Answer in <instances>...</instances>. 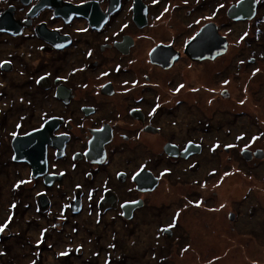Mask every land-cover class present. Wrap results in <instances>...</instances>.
<instances>
[{"label": "rangeland", "instance_id": "obj_1", "mask_svg": "<svg viewBox=\"0 0 264 264\" xmlns=\"http://www.w3.org/2000/svg\"><path fill=\"white\" fill-rule=\"evenodd\" d=\"M138 1L134 0L133 12L125 16L127 21L132 22L139 11L140 14L146 12L143 6L136 12ZM238 1L241 0H200L199 3L204 5L197 11H203L198 12L200 18L194 21V12L197 11L188 13L190 5L178 8L181 0H166V4L163 0L161 4L149 7L148 23L144 19V22L138 21L141 26L135 22L137 25L132 28L125 23H113L115 29L121 25V29L126 30L125 36L143 34L145 37L139 38L134 46L135 52L127 57L126 61L131 59L135 63L130 70H126L130 79L119 75L123 69L115 68L116 73L120 71L118 78L107 74L101 81L113 78L118 89L124 85L133 90L132 98L114 96L118 113L120 110L125 116L123 101L129 103L132 99L133 102L143 99L144 110L147 113L152 109L157 111V117L153 128L136 142L130 139L134 137L132 131L123 132L129 138H117L109 146V163L100 166L93 181L83 179V172L78 171L67 176L65 189L71 192L76 182H89L93 187L87 185L85 190L92 188L98 192L107 186L103 180L108 178L107 182L113 190L100 199L98 207L115 209V196L120 194L122 200L129 199L133 190L132 184H120L118 173L132 175L142 163L158 173L160 179L145 169L135 174L134 183L140 192L145 193L146 207L127 227L115 213L99 218L95 206H89L90 199L84 202L78 199L83 204L82 210L79 211L78 204V210L72 209L74 214L69 216L70 225L64 223L59 230L51 229L52 233H49L46 227L49 224L52 227L49 219L55 216L57 222L63 220L61 209L66 206L67 199L62 190H50L51 202L47 199L42 201L45 198L40 194L43 183L27 180L32 168L28 163L14 161L12 144L15 138L33 135L45 126L52 128L53 125V133L55 115L67 112L66 116H70L78 111L82 101L73 100L67 108L57 107L51 99V87L44 88L47 85L42 83V79L38 81L36 75L31 78V74L42 66L46 67L45 70L60 67L64 73L74 67L71 61H85L84 49L69 53L68 57L62 55L61 59L53 51H39L34 36L20 37L23 36L19 31L23 30L20 22L18 25L4 23L1 32L13 39L0 36V264H264V162L261 161V168L258 169L247 164L250 161L242 159L238 153H235L236 159L232 162L229 157L233 152H223L224 148L231 150L234 146H249V136L251 138L264 131V0H256L251 25L235 24L228 17V10ZM39 11L27 13V19L31 18L29 22L36 18ZM49 14L44 13L41 18L48 20ZM11 18L12 15L7 19ZM209 24L216 27L218 36L225 34L226 46L212 58L192 60L185 51L187 45ZM45 26L41 23L29 27L44 42L51 44L61 40L59 37L52 39L51 35L45 38ZM91 36L88 37L91 42L99 38L94 35L92 39ZM173 36L176 40L174 48L161 45L172 43ZM86 44H89L88 41H81V47ZM117 47L119 53L128 55L126 49ZM149 48L153 49L148 65L146 54ZM228 50L231 53L226 57ZM249 50L259 53L257 67L260 72L254 70V73L250 66L237 68L238 63L250 56ZM180 51L185 60L174 65ZM160 52L167 56L172 54L171 59L166 61L161 58ZM109 54H112L109 49L105 48L101 54L98 49L95 51L96 59H86V62H101L103 56ZM158 55L160 58L156 57ZM114 57L113 53L111 58H105L107 67L103 71L118 65L119 61L112 59ZM120 63L128 69L125 61ZM169 66L172 70L165 71ZM251 71L254 74L249 78ZM188 72L193 81L184 78ZM135 84L136 88L133 87ZM176 89L178 91L172 94ZM103 99V96L97 98L92 93L87 97L88 105L98 108L95 120L116 119L115 107ZM178 100L182 101L181 104ZM85 132L84 128L73 133L80 139L79 135L84 136ZM241 133L249 136L240 137ZM150 136L157 141L147 140ZM188 141L193 142L188 144ZM50 143L53 144V141ZM50 143L46 146V156ZM65 144L61 138L59 144L53 147L57 149L60 145L57 156H62L59 151L64 150ZM257 147L264 149V138ZM260 154L263 155V152L260 151ZM87 157L91 155L87 153ZM237 158L249 169H257L254 170L253 181L237 175V179L231 182L227 175H222L232 164L240 167ZM45 162L44 173L32 176L35 179L44 177V183L49 185L56 181L46 175V157ZM235 173L232 170L229 178ZM221 189L223 194H220ZM138 196L141 195L135 193L131 198ZM15 198L16 215L12 213ZM137 203L142 205L143 202L138 200L123 206ZM36 208L44 210L45 215L40 216ZM44 230L49 241L37 244ZM5 237L9 240L4 244L2 239ZM68 256L70 258L65 262Z\"/></svg>", "mask_w": 264, "mask_h": 264}, {"label": "flooded vegetation", "instance_id": "obj_2", "mask_svg": "<svg viewBox=\"0 0 264 264\" xmlns=\"http://www.w3.org/2000/svg\"><path fill=\"white\" fill-rule=\"evenodd\" d=\"M162 1L163 0H151V1L150 0H139L138 1L137 6H139V8L140 6H143L146 9V12L142 13V15L144 19H146L147 23L149 21V13H150L149 7H151V5H154V4L156 5L158 3L161 4ZM164 1L166 4V0ZM199 1L200 0H194V1L181 0V3L178 5V8H181V6L184 7V6L190 5L191 8L190 9L187 8V10L189 11L188 13H191L190 12L191 10L197 11L199 8H201L204 5L203 3H199ZM38 3L40 5L36 6ZM133 3H134V0H0V18L4 17L2 23L0 24L15 23L18 25V22L23 24V30L22 29L19 30L23 36H20V37H29V35L34 36L35 37L34 40H36L39 44L38 46V49H40L39 51L41 50H43L44 52L53 51L54 53L58 54L59 57L61 58L62 55L63 56L67 55L68 57L69 53L73 52L74 54L75 51H78L82 48L84 49L83 53L85 54V56L83 59L85 61L81 60V62L79 63H77L76 61L75 62L71 61L74 67L68 71H64V73L60 71L61 69L60 67H57V69L54 68L55 70H52L53 68L49 70H45L46 67L42 66V67H37L36 70L33 71V73L31 74L32 76L30 75L31 78H34V75H36L37 76L36 78L38 81L42 79V83L44 82L43 84L47 85L44 88H48V86L51 87L50 88L52 90L51 99L56 103L55 105L57 107L61 108V106H64V108H67L68 106L72 104L73 100H77L78 102L82 101L80 102L78 111L70 114V116H66L67 112H64L65 114H58L54 116L55 117V120H54L55 130L52 133V138L53 140L55 139L54 141L56 142H53V144L50 143V145L47 147V156H46L47 174L46 175L54 178L53 180H55L56 182L46 185L43 180L44 177L36 178V179L33 178L32 176L33 171L32 169H29V173H28L29 177L27 180L32 181L33 183L39 182V181L43 183V186H44L43 191L40 194H43L45 198L42 201H45L47 199L48 201L51 202L50 195H49L50 190H59V191L62 190L61 191L62 194H64L65 199H67L66 206H62V209H61V217L63 218V220L61 222H57V219L55 218V216L52 217L51 219L48 218L49 221H52V227H51V224L46 226L50 231L49 233H52L51 229L59 230L64 225V223L70 225L71 221L69 220V216L70 215L72 216V214H74L72 209L78 210L77 207L79 205L80 206L79 208H81L79 211L82 210L83 204L79 202L78 199H80V201L82 200L83 202L86 199H90L89 206L90 207L95 206V210H96L95 212L98 216L100 215L99 218H102V217L104 218L106 214L109 215V214L115 213L116 216L120 219V221L124 224V226L127 227L129 223H132V221H135L138 218V215L141 212L140 210L146 207V204H145L146 197H144L145 193L140 192L134 183L135 174L138 173V171L145 169L147 171H151V173L155 177L157 176L160 179V177L157 175L158 173L156 174L151 169L144 167L142 163L139 165L140 168L138 169V171L133 173L132 175H130L129 173H125V172H119L117 177L121 178L120 184L127 183V184L133 185L131 197L135 193L141 196L134 197V198L130 197L131 199L129 198V199L122 200V196L119 194L115 196L116 203H117V205L114 204L116 206L115 209H112V208L99 209L98 207V205H100V202H99L100 199L105 194H107L108 191L112 192L111 190H113L112 187H110L109 183L107 182L108 178L103 180V181H106L107 186L103 190L98 191V192H94L92 188L85 190V187H88L87 185H90V187H93V185L89 182H86V184H83L82 182H76L71 192L65 189V179L67 178V176L71 175L72 173H77L78 171L83 172V179L85 178V180L87 181H93V179L95 178L96 172L100 169V166L102 167L109 163L108 162L110 159L109 155L111 152L109 146L112 145L117 138L127 140L129 136L125 133H127V131L128 132L132 131V135L134 137L130 139H132L133 142H136L140 140V137L144 133L146 134V132L150 131L151 128H153L152 126H154L153 124H154V120L157 117L156 116L157 111L154 112L152 109L151 111H149V113H147L144 110V102H142L143 99H136L135 102H133V99H132L128 101L129 103H124L123 101V103L121 104H124L125 116L120 110L118 113L117 107L114 106L116 105L115 100L113 99L114 96L122 95L121 97L126 96L125 99L128 97L132 98L131 93L133 92V90L129 89L128 87H124V85L122 89H118L116 87V82H115L116 79H113V78L106 80L105 82L101 81L102 79H105L104 76H106L107 74H114L115 76H117V74L120 71L116 73L113 70L115 68L118 70L123 69V72L120 73L119 75L123 74L124 79H127V78L130 79L126 73V70H130L131 66H134L133 64L135 63H134V60H131V59L126 61L127 57L132 56V54L135 52V47H136L135 45L137 41L139 40V38L145 37V35L136 34L135 36L133 35L125 36L124 32L126 30L121 29L120 27L121 25L119 26L118 29H115L113 23L114 24L125 23L130 28H132L131 26L136 27L137 24L135 23L136 22L135 19H132V22H133L132 23L130 21H127V17H125L131 12H133L132 10ZM205 8H207V5L205 6ZM216 9L219 10L218 7ZM31 10H40V11L38 12L36 18L32 19V21L29 22V19L31 18L27 19L28 16L26 15L27 13L29 15V12ZM202 11L194 12L196 13V18L194 19V21H197L200 18L199 14ZM204 11L207 12V9H205ZM49 12L50 14L47 15L49 19L44 21L43 18H41L42 15L44 13H49ZM145 13H146V18H145ZM11 15H12V18L7 19ZM16 20H19V21H16ZM126 21L128 23H126ZM41 23L46 25L45 28L47 30L44 33L45 38L47 37V35H51L53 36L52 39L59 37L61 40L58 41L57 43L49 44L39 39L36 36L35 32H33V28L31 29L29 26L31 27L33 25L37 26ZM233 23L235 24L244 23L246 25L252 24L250 20L241 21V22L233 21ZM1 28L2 27H0V36H4L6 38L10 37L11 39H13L8 34L2 33ZM91 35L98 36L99 38L91 42L89 41V38H88ZM92 36L91 38L93 39ZM220 36L223 37L224 39L226 38L225 34H220ZM174 38L175 36H173V38L171 39L173 40L172 43L166 42V43H161V45L171 46L170 48L172 47L174 48L176 44V40ZM81 41L83 42L88 41L89 44H86L84 47H81L82 46ZM52 44L57 45L59 47L62 46V48H55L52 46ZM228 45H231V44L228 43ZM117 46H120L126 49V52L128 51V55L119 53L118 52L119 49ZM105 48L109 49V52H112V54L114 53L115 57L112 59H116L119 62L125 61L126 63L125 66L128 67V69H125L122 63L119 64V62L115 61L118 63L116 67L107 68L106 70L103 71V68L107 67L104 64L105 58H108V56L111 58L112 54L103 56V59L101 60V62H96V61H94L93 63L90 61L89 63L86 62V59H91V58L96 59L95 51L99 49V54H101L102 51L104 52ZM152 49L153 48H149L147 50V64L148 65L150 63L149 57L152 52ZM229 52L231 53V50L227 51V53L225 54L226 57L230 56ZM179 53L180 55L178 59L176 60V62H174V65L181 60L183 61L185 60V58L183 59L184 57L183 52L180 51ZM249 53H250V56L246 60H244V62L242 60V63H238L237 68H241L242 66L243 67L250 66L252 71L257 70L258 72H260L257 67L259 63L258 61L259 53L258 52L251 53L250 50L248 51V54ZM262 53L264 54V51H262ZM247 55H243V57H246ZM220 59H223V57H221ZM115 62H113V64ZM169 68L165 69V71L172 70V67L170 69ZM252 71L249 74V78L252 77L253 74L255 73V71L254 73H252ZM21 74L24 75L23 73ZM31 81H33V79ZM117 82H119V80ZM223 82H225V79L223 80ZM249 82H250V79H249ZM124 83H127V82L124 81ZM171 84L172 83L170 82V85ZM136 85L137 84L133 85V87L136 88L137 87ZM28 86L32 87V85H28ZM40 88H42V85L40 86ZM59 89H60V92H59ZM177 89L172 94L176 93L178 91ZM91 93L94 94V96H96L97 98H100V96H103L104 97L103 101L108 100L109 105L115 107L117 111L116 115L118 114L117 118L116 119L111 118L110 120L102 119L101 121L100 119L95 120L96 118L95 116L98 112V108L94 105H88V102H87V97ZM181 102L182 101L178 100V104H181ZM156 108L159 109L160 107L159 108L156 107ZM84 128L86 129L84 136L79 135L80 139H77V137L74 135L73 132L76 131L77 129L83 130ZM245 136H249V134L247 133L240 134V137H245ZM61 138L64 139L66 144L64 145V150L59 151V154L62 153V156H57L58 154L57 149L60 147V145L57 147V149L53 147H56L55 145L59 144ZM263 138H264V131L258 132L251 138L249 136V142H248L249 146H244L242 148L241 147L237 148L234 146L231 148V150H229V148H224L223 152L224 153L229 152V151L233 152L231 153V156L229 157L231 158L232 162H234L235 161L234 159H236L235 153H238V155L242 157V159L250 161L247 164H250L253 167L260 169L261 167L259 166L262 164V162H264V159L262 160V158H264V149L261 147H257V146L262 144ZM148 139L157 141L154 136H150L149 138H147V140ZM192 142L193 141H188V144ZM234 151H237V152H234ZM260 151L263 152V155L260 154ZM87 153L91 155L90 158L87 157L91 161H89L86 158ZM102 155H104V158H101ZM214 155H217V153H214ZM258 159H261V160H258ZM237 160L239 159L237 158ZM232 165L233 166L229 167L224 172H222V175L223 176L227 175V178L230 181L232 179L236 180L238 177L237 175L239 176L242 175L244 176V178L251 179L250 182L254 180L253 177L257 169H254L252 167L249 169L242 161H240V167H236L234 164ZM232 170H235L236 173L229 178L230 172ZM247 171H251V172H247ZM59 179H61V181H59ZM160 183L161 181L159 182L158 187L161 185ZM158 187L153 191V193L158 189ZM78 196H81V197L78 198ZM138 200H142L143 202L142 205L136 207L129 213L127 212V215L130 214V216L128 218H125L124 210L122 207L123 204H133ZM16 201L17 200L15 198L13 200L14 206L13 204H12L13 207L11 206L13 208L12 213L14 215L17 214V210H15ZM77 202H78V205H77ZM205 209L208 211L209 207ZM36 211L40 216L45 215V212H43L44 210L36 208ZM100 223L102 222H99V224ZM47 235H48L47 232H45L44 230L41 233L40 241L37 244L39 243L44 244L47 241H49L48 240L49 236ZM123 260L125 261V258H123Z\"/></svg>", "mask_w": 264, "mask_h": 264}, {"label": "water", "instance_id": "obj_3", "mask_svg": "<svg viewBox=\"0 0 264 264\" xmlns=\"http://www.w3.org/2000/svg\"><path fill=\"white\" fill-rule=\"evenodd\" d=\"M255 8L256 0H241L236 4V6H232L228 10V17L234 22L249 21L254 15ZM139 9V6L136 7V12ZM137 14L138 17L135 18V21L136 23H139V26H141L138 21L144 22V17L140 14V11ZM3 19L4 17L0 18V23H2ZM3 25L4 24H0V27ZM212 26V24H209L201 29L194 39H192V41L187 45L185 51L192 60L197 61L212 58L217 55L220 50H224L226 41L218 36L216 27ZM159 55H161V52ZM159 55L156 57H159ZM52 128L50 125L45 126V128L33 135L20 139L15 138L13 140L12 147L14 148V161L28 163L32 168L34 176L44 173L46 169V146L51 142V140L56 142L54 141L55 139L53 140L52 138ZM140 205V203H137L134 205L123 206L124 217L128 218L130 214L127 215V212L129 213Z\"/></svg>", "mask_w": 264, "mask_h": 264}, {"label": "bare ground", "instance_id": "obj_4", "mask_svg": "<svg viewBox=\"0 0 264 264\" xmlns=\"http://www.w3.org/2000/svg\"><path fill=\"white\" fill-rule=\"evenodd\" d=\"M140 54H143V53H140ZM161 54H162V52H161ZM164 54V55H163ZM160 57L161 58H163V59H165L166 61H169L170 59H171V57H172V54L170 55V56H167L165 53H163ZM146 56H147V54H146ZM192 75H190V72H188L185 76H184V78L186 77V79H191V81H193V79H192V77H191ZM190 81V80H189ZM189 81H187V85L189 84ZM190 81V82H191ZM235 179H232L231 180V182H233ZM230 182V181H229ZM221 184V183H220ZM222 184H224L223 182H222ZM219 188H221L220 186H219ZM220 194H223V191H222V189L220 190Z\"/></svg>", "mask_w": 264, "mask_h": 264}, {"label": "trees", "instance_id": "obj_5", "mask_svg": "<svg viewBox=\"0 0 264 264\" xmlns=\"http://www.w3.org/2000/svg\"><path fill=\"white\" fill-rule=\"evenodd\" d=\"M15 236V235H14ZM7 240H9V237H5L4 239H2V242L5 244V242H7ZM8 247L6 246V249H7ZM43 248H44V246H43ZM46 249H50V248H46ZM71 254V253H70ZM70 258V256H68V257H66L65 258V262L68 260ZM64 262V263H65Z\"/></svg>", "mask_w": 264, "mask_h": 264}]
</instances>
